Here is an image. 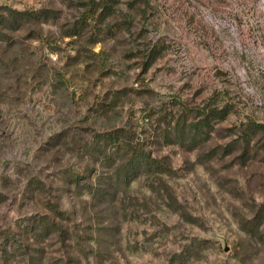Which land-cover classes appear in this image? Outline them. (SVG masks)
I'll return each mask as SVG.
<instances>
[{"label":"rangeland","instance_id":"obj_1","mask_svg":"<svg viewBox=\"0 0 264 264\" xmlns=\"http://www.w3.org/2000/svg\"><path fill=\"white\" fill-rule=\"evenodd\" d=\"M0 264H264V0H0Z\"/></svg>","mask_w":264,"mask_h":264},{"label":"trees","instance_id":"obj_2","mask_svg":"<svg viewBox=\"0 0 264 264\" xmlns=\"http://www.w3.org/2000/svg\"><path fill=\"white\" fill-rule=\"evenodd\" d=\"M257 126H260V124H256ZM111 134V133H109ZM131 146H134L133 144H130ZM133 153L130 155V157L127 159V161L122 165L123 169L117 171L115 174V179L118 182H124L125 184L130 183L131 180L137 178L142 172L147 171V172H165L167 171L168 165L165 163V161L161 158L155 157L150 153H147L141 148H134L132 147ZM80 175V174H79ZM87 176H84L85 178ZM93 176L91 175L88 178H92ZM60 213V210H58ZM62 219V218H61ZM53 225L55 228H57L59 233L62 235L64 232L68 231L62 224H60V220L53 221Z\"/></svg>","mask_w":264,"mask_h":264}]
</instances>
